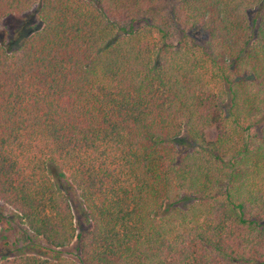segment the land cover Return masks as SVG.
<instances>
[{
  "label": "trees",
  "instance_id": "1",
  "mask_svg": "<svg viewBox=\"0 0 264 264\" xmlns=\"http://www.w3.org/2000/svg\"><path fill=\"white\" fill-rule=\"evenodd\" d=\"M32 10L0 43V219L30 252L0 264H264V0H0Z\"/></svg>",
  "mask_w": 264,
  "mask_h": 264
},
{
  "label": "rangeland",
  "instance_id": "2",
  "mask_svg": "<svg viewBox=\"0 0 264 264\" xmlns=\"http://www.w3.org/2000/svg\"><path fill=\"white\" fill-rule=\"evenodd\" d=\"M38 27L39 21L35 10L19 15L0 17V43L4 44L10 51L15 50L22 44L23 40ZM217 136L218 128L214 125L207 127L204 131V137L207 142L214 141ZM4 210L5 214H10L7 209ZM0 220V256L5 254L15 255L23 253L24 251L30 252V250H25L26 248L18 243L24 226L16 219L11 221V223H7V221L2 218ZM34 252L44 255L46 250L41 248L40 251L34 250ZM67 252V250H64L61 255L65 256Z\"/></svg>",
  "mask_w": 264,
  "mask_h": 264
}]
</instances>
